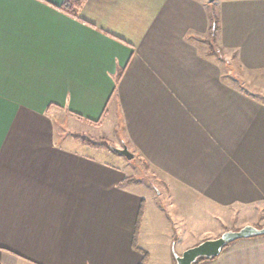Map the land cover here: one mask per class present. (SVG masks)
<instances>
[{
    "label": "crops",
    "instance_id": "0c3cea01",
    "mask_svg": "<svg viewBox=\"0 0 264 264\" xmlns=\"http://www.w3.org/2000/svg\"><path fill=\"white\" fill-rule=\"evenodd\" d=\"M65 2L0 3V264H176L155 195L59 144L58 120L127 145L159 195H192L227 223L264 209V98L204 42L215 11L235 67L264 74V0H84L77 17ZM215 215L198 239L226 229ZM199 264H264V236Z\"/></svg>",
    "mask_w": 264,
    "mask_h": 264
},
{
    "label": "rangeland",
    "instance_id": "374dc122",
    "mask_svg": "<svg viewBox=\"0 0 264 264\" xmlns=\"http://www.w3.org/2000/svg\"><path fill=\"white\" fill-rule=\"evenodd\" d=\"M220 1L221 0H215L210 4V6H212V8H215V6ZM225 54L226 57L229 58L228 63L232 67L234 66L233 72L235 74V77L239 79V83L242 81L247 88H249L253 92L257 91V93H259L260 96L264 98V74L255 75L244 73L238 67H235L236 63L234 58L232 57L233 55L230 52H225ZM60 118L61 117H59L58 119ZM58 121L60 122H58L59 144L68 145L72 141L77 140L78 144H76L75 147L80 152H83V154L97 160L107 161L115 164L120 163L123 168H125L129 172L134 180L138 179L143 181L141 184L131 185V188L138 192H143L144 194H147L150 191L152 192L151 194L155 195V204L162 208L166 216V223H170L172 227L171 230L174 235L172 246L173 244L175 246L172 253L175 252L177 254H180L182 243L187 242L188 239H194L196 241V244L201 243L202 240L198 239L197 237L201 232L199 230L206 227V223L210 219V216L212 217V224L216 223L213 219L214 214H216L215 216L218 219L217 230L226 228L221 231V234L226 230H238L245 226L242 225L244 222L249 221H254V223L252 224H254L253 226L256 227L264 226V209L260 207H258L257 209H247V211L245 208L240 211H233L234 215L231 217V219L233 218V221L230 220L229 223H227L222 219L220 213L218 214L213 211L212 206L210 207L205 201H201L200 199H194L192 195L189 196L180 191H174L172 188L170 189V187L167 188L166 185L163 195H159L158 189L162 190V185L152 176V174L148 172L146 168L142 167L141 162L139 161V159H137V157L129 160L125 156L117 154L116 152H114V150L106 148V146H111L112 149L113 147L121 148L118 141L113 139L104 141L99 131H97L96 128L93 127L89 128L85 122H79V127L73 126L72 124H68L67 127V125H61L62 120ZM98 143H106V146H102V144L97 146L96 144ZM155 204L152 207H154ZM229 224L233 227H229V229H227ZM201 234H203V231L201 232ZM212 236H215L214 238H216L218 235H206L204 240L213 239L210 238ZM202 261L203 260H201L199 263H201Z\"/></svg>",
    "mask_w": 264,
    "mask_h": 264
},
{
    "label": "water",
    "instance_id": "95a60500",
    "mask_svg": "<svg viewBox=\"0 0 264 264\" xmlns=\"http://www.w3.org/2000/svg\"><path fill=\"white\" fill-rule=\"evenodd\" d=\"M214 1L209 0L210 3ZM113 150L129 160L135 157L127 145H123L121 148L113 147ZM259 236H264V226L245 225L238 230H226L214 239L204 240L195 246L189 247L182 254L173 253L176 264H197L200 259H213L219 256L228 244L236 240Z\"/></svg>",
    "mask_w": 264,
    "mask_h": 264
},
{
    "label": "trees",
    "instance_id": "16d2710c",
    "mask_svg": "<svg viewBox=\"0 0 264 264\" xmlns=\"http://www.w3.org/2000/svg\"><path fill=\"white\" fill-rule=\"evenodd\" d=\"M83 3H84V0H66V2L64 3L62 9L64 11H66L67 13L71 14L72 16L77 17L79 10L83 6ZM210 23H211V25H210L209 33H208V35H207V37H206V39L204 41L205 44H206L207 54L210 57H215L219 61V63L227 65L228 62H229V58L226 57L224 49L218 43L219 18H218V15L216 14L215 11H211V13H210ZM226 69H227V73L226 74H228V75H226L225 77L227 79H232L233 81H235L238 84L239 83V79L237 77H235V74L233 72V70H234L233 67H226ZM101 144L102 143H98L96 145L98 146V145H101ZM102 146H106V143L102 144ZM106 148L113 150L111 146H106ZM133 180L134 179L132 177H128L127 179H125V183L126 182H131ZM140 218H141V214L139 215L138 228L140 226ZM201 260L204 261V260H207V259H204V258L200 259L199 262ZM142 264H144V262Z\"/></svg>",
    "mask_w": 264,
    "mask_h": 264
},
{
    "label": "snow or ice",
    "instance_id": "6c2138e0",
    "mask_svg": "<svg viewBox=\"0 0 264 264\" xmlns=\"http://www.w3.org/2000/svg\"><path fill=\"white\" fill-rule=\"evenodd\" d=\"M3 2V0H0V3H2Z\"/></svg>",
    "mask_w": 264,
    "mask_h": 264
}]
</instances>
